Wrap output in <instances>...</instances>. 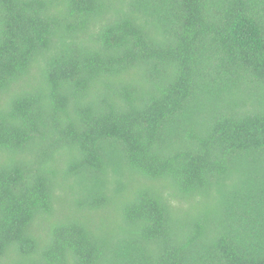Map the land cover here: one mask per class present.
Wrapping results in <instances>:
<instances>
[{"label": "trees", "instance_id": "trees-1", "mask_svg": "<svg viewBox=\"0 0 264 264\" xmlns=\"http://www.w3.org/2000/svg\"><path fill=\"white\" fill-rule=\"evenodd\" d=\"M0 264H264V0H0Z\"/></svg>", "mask_w": 264, "mask_h": 264}]
</instances>
